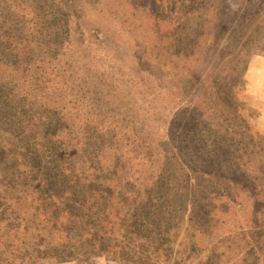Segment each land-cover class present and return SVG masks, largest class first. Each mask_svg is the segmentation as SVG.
I'll list each match as a JSON object with an SVG mask.
<instances>
[{
  "label": "rangeland",
  "instance_id": "1",
  "mask_svg": "<svg viewBox=\"0 0 264 264\" xmlns=\"http://www.w3.org/2000/svg\"><path fill=\"white\" fill-rule=\"evenodd\" d=\"M0 2L5 29L20 32L23 11L54 51L42 57L49 101L78 109L67 116L76 127L98 123L102 140L136 148L124 145L125 159L106 150L104 175L161 174L152 189L180 191L186 212L167 264H264V0ZM11 177L0 167V187ZM3 190L0 264H15L35 229L17 227Z\"/></svg>",
  "mask_w": 264,
  "mask_h": 264
},
{
  "label": "trees",
  "instance_id": "2",
  "mask_svg": "<svg viewBox=\"0 0 264 264\" xmlns=\"http://www.w3.org/2000/svg\"><path fill=\"white\" fill-rule=\"evenodd\" d=\"M21 17L22 30L10 31L4 27L7 16L2 19L0 12V167L16 177L2 179L0 188L2 199L20 211L17 227L33 226L35 233L21 237L19 255L11 262L176 261L174 235L181 226L177 213L186 212L176 198L180 191L172 182L164 191L152 189L161 174L152 183L129 170L104 175L106 150L119 148L125 159V147L134 145L102 140L104 129L89 120L76 127L67 116L79 119L78 109L68 111L65 103L49 101L43 91L49 82L48 64L42 57L52 58L54 51L46 38L29 30L35 24L23 11ZM125 161L128 169L132 160Z\"/></svg>",
  "mask_w": 264,
  "mask_h": 264
}]
</instances>
